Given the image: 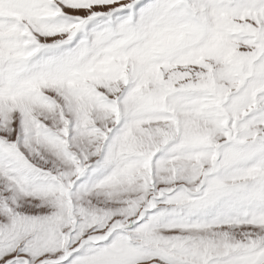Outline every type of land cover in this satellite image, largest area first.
Here are the masks:
<instances>
[{"label": "snow or ice", "instance_id": "6c2138e0", "mask_svg": "<svg viewBox=\"0 0 264 264\" xmlns=\"http://www.w3.org/2000/svg\"><path fill=\"white\" fill-rule=\"evenodd\" d=\"M0 264H264V0H0Z\"/></svg>", "mask_w": 264, "mask_h": 264}]
</instances>
